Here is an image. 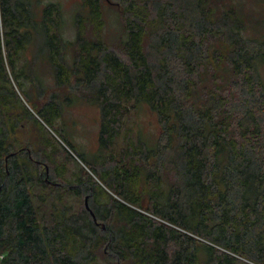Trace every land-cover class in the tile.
<instances>
[{"label":"trees","instance_id":"16d2710c","mask_svg":"<svg viewBox=\"0 0 264 264\" xmlns=\"http://www.w3.org/2000/svg\"><path fill=\"white\" fill-rule=\"evenodd\" d=\"M244 2L0 0V264H264V0ZM80 86L101 147L142 104L158 134L125 129L126 166L61 191L36 116Z\"/></svg>","mask_w":264,"mask_h":264},{"label":"rangeland","instance_id":"374dc122","mask_svg":"<svg viewBox=\"0 0 264 264\" xmlns=\"http://www.w3.org/2000/svg\"><path fill=\"white\" fill-rule=\"evenodd\" d=\"M57 1L61 3L64 12H66L70 20L71 14H73L72 11L78 0ZM244 3L247 8L253 6V0H245ZM261 73L264 75V68H261ZM82 86L72 90L65 88H50L49 92L52 94L55 93V96H58L57 99L55 97V100L59 103L57 105L58 111L55 110L53 113H47V118L50 120V123H48L49 125L45 124L35 115V110L30 109V111L34 113V116L37 117V121L42 124V126L38 125L43 132L44 138L48 140L45 151L51 154L52 159L47 162V174L51 176L53 181L64 183L63 187L60 188L61 191L64 188L66 190L68 183L76 184L79 179L90 180L86 177L87 173L90 174L89 169L86 167L89 161L94 163V167L97 168L98 171H101L98 158L105 163L103 166L106 165L112 168L120 166V164L126 166V160L120 158L121 156L119 155V151L124 147L125 143V129H129L128 134L133 136L134 140L137 138L135 133L140 132L147 145L153 144L158 134L157 121L153 115V111L151 112L147 106L142 104L138 113L131 111L129 115H124V124L118 129L112 142L107 147H101L99 145L100 141L98 135L100 129V110L97 104L92 103L84 98V95L80 94V92H82V90H80ZM68 92L70 97H72L69 103L64 100L65 94ZM46 105L47 104H40L42 109H44ZM25 134L22 135L21 133L24 139H26ZM30 142H32L31 139ZM67 145H69V147ZM40 158L42 159L43 156L41 155ZM40 169L44 171L45 168L43 165H40ZM94 176L91 175L93 178L91 181L93 182L95 180L96 182H100V180L98 181ZM85 197V194L75 195L72 192L64 196V201L66 204L79 210L81 207H84L83 203ZM166 225L170 226L171 223L166 222ZM171 226L175 227L173 225ZM239 258L241 259L242 257ZM242 260L247 261L245 259Z\"/></svg>","mask_w":264,"mask_h":264},{"label":"water","instance_id":"95a60500","mask_svg":"<svg viewBox=\"0 0 264 264\" xmlns=\"http://www.w3.org/2000/svg\"><path fill=\"white\" fill-rule=\"evenodd\" d=\"M86 199H87V196L85 197V200H84V205L86 206V208H88L89 209V207H88V205H87V201H86ZM90 211V210H89ZM90 214L92 215V212L90 211Z\"/></svg>","mask_w":264,"mask_h":264}]
</instances>
